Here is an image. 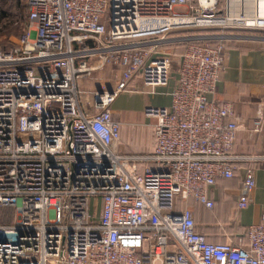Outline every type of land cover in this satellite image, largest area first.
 Here are the masks:
<instances>
[{"label":"built area","instance_id":"1","mask_svg":"<svg viewBox=\"0 0 264 264\" xmlns=\"http://www.w3.org/2000/svg\"><path fill=\"white\" fill-rule=\"evenodd\" d=\"M27 6L30 28L0 48V207L14 210L0 222V264H264V214L213 242L190 207L213 209L211 190L242 169L237 215L264 164V152L235 151V103L210 100L222 39L263 38L225 30L264 31V0ZM98 72L86 96L79 81ZM135 113L153 121L150 151L121 148V115Z\"/></svg>","mask_w":264,"mask_h":264},{"label":"crops","instance_id":"2","mask_svg":"<svg viewBox=\"0 0 264 264\" xmlns=\"http://www.w3.org/2000/svg\"><path fill=\"white\" fill-rule=\"evenodd\" d=\"M79 86L88 96L91 90L99 86V79H81ZM173 86L174 80L161 91L168 92ZM150 99L154 105H169L171 102L169 95H157ZM210 100L219 103L225 101L235 103L236 116L240 122L235 142L237 153L264 152V120L259 131L253 130L259 115L263 114L264 117V42L240 40L227 46L225 68ZM121 119V148L141 152L154 148L155 135L151 125L152 120L144 117L142 113L121 115ZM255 176L256 186L250 195L248 206L237 215H235V209L243 170L240 169L233 178L219 180L211 190V195L216 201V209H203L211 213V219L210 221L206 219V225L214 223L215 226L220 225L218 227L224 229L231 224L234 227L238 224L246 227L261 221L264 214V164L257 166ZM194 203L196 205V202L191 200L190 206ZM194 212L197 221L198 214ZM204 216L207 215L204 214ZM197 229L209 235L204 227L198 226ZM223 231L226 236L232 233L230 229ZM222 240L223 238L219 240L212 238L211 241L221 242Z\"/></svg>","mask_w":264,"mask_h":264},{"label":"rangeland","instance_id":"3","mask_svg":"<svg viewBox=\"0 0 264 264\" xmlns=\"http://www.w3.org/2000/svg\"><path fill=\"white\" fill-rule=\"evenodd\" d=\"M2 1L4 3L3 5L6 6L8 11L10 12L12 10L10 8H12L11 5L14 3V0H2ZM24 4H26V0H20V7L22 8V6H23V10H24ZM9 6H11V7H9ZM184 8L185 7H183V6H176L175 10L177 12H181L184 10ZM22 14H24V13L22 12ZM18 17H19V19H18V21H16L15 24H11L10 27L3 28L4 30L0 29V47H4V45H7L5 47L9 48L12 44H15L18 41L19 35H17L16 33L20 32L26 24L25 15H22L21 17L18 16ZM29 28H30V22L28 23L27 29H29ZM225 31H226L225 33H228V34L248 33V34H253V35H257V36H262L263 38H256L254 42H258V41L264 42V31H257V30H254V31H244V30L234 31L232 29H226ZM212 32L215 33L217 31H212ZM240 40H248V39L224 37L222 39V42H223V44H226L228 46L229 44H233V43L240 41ZM175 69H177V65H175ZM99 73L100 72L96 73L95 74L96 76H94V78L101 79L102 77H100L101 75ZM94 78H92V79H94ZM191 207L198 214L197 226L204 227L209 232L210 238L217 239V240H219V238H223V237L226 238V236L223 235V233H225V232L223 231V229L221 227H218L219 225L215 226L214 223H210V224L206 225V223H205L206 219H208V221H210V219H211L210 218L211 213H209V211L203 210L201 208V206L199 208L195 204L191 205ZM201 209L203 210V212ZM235 211H236V209H235ZM204 214L207 216L205 217ZM13 217H14V210L13 209H11V208L3 209L0 207V222H5V221H9V220L12 221ZM228 226L229 227L231 226L230 230L233 233V231H235L234 230L235 227L233 226V224L228 225ZM232 233H231V235H232Z\"/></svg>","mask_w":264,"mask_h":264},{"label":"trees","instance_id":"4","mask_svg":"<svg viewBox=\"0 0 264 264\" xmlns=\"http://www.w3.org/2000/svg\"><path fill=\"white\" fill-rule=\"evenodd\" d=\"M3 1L0 0V29H3V28H7V27H10L11 24H15L16 21H18L19 17L18 16H22V15H25V18H26V24L25 26L23 27V29L20 31V32H17L16 34L21 36L23 35L28 29V23H29V20H28V6H27V0H26V4H24V10H23V6L22 8L20 7V0H14V3L11 5L12 9L10 12L8 11V9L6 8V6L3 5ZM9 6V7H11ZM16 6V7H15ZM18 9V10H17ZM22 12L24 14H22ZM4 30V29H3ZM14 46V44H12ZM11 45V46H12ZM7 45H4V47H0L2 49H10L12 48L11 46L8 48V47H5ZM186 47V44H178V45H175L174 46V49L176 51V53H181L184 51ZM192 201H195V200H192ZM196 202V201H195ZM195 204V203H194ZM199 203L196 202V205L197 207L204 209V207L202 205H198ZM182 207V206H181ZM191 207V206H190ZM216 207V205H215ZM213 208L212 210H215L216 208ZM192 208V207H191ZM235 224V223H234ZM220 226V225H219ZM230 227H226L224 228L223 230L225 231H229ZM235 231H233L232 235L235 236L236 234L238 233H245L246 230H247V226L246 227H243L241 226L240 224L238 225H235ZM200 231V230H199ZM207 237V239L209 241L212 240V238L209 237V235H207L206 233H204ZM224 236H226V234L224 233L223 234ZM246 240V236L244 238ZM226 241V239L223 237V240L221 242H224Z\"/></svg>","mask_w":264,"mask_h":264},{"label":"bare ground","instance_id":"5","mask_svg":"<svg viewBox=\"0 0 264 264\" xmlns=\"http://www.w3.org/2000/svg\"><path fill=\"white\" fill-rule=\"evenodd\" d=\"M263 14V13H262Z\"/></svg>","mask_w":264,"mask_h":264}]
</instances>
